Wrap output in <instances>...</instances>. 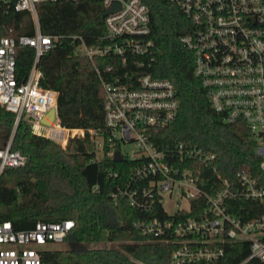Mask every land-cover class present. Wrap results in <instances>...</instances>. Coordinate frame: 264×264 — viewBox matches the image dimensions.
Listing matches in <instances>:
<instances>
[{
  "label": "built area",
  "instance_id": "1",
  "mask_svg": "<svg viewBox=\"0 0 264 264\" xmlns=\"http://www.w3.org/2000/svg\"><path fill=\"white\" fill-rule=\"evenodd\" d=\"M9 8L25 11L33 34L0 35V104L14 111V123L24 118L31 130L66 144L73 130L60 124L58 92L42 87L37 61L59 39L40 30L37 3L43 0H4ZM56 1V0H49ZM78 1V0H66ZM104 7L105 31L95 44L79 34L76 52L95 57L129 53V60L151 54L149 11L143 0H98ZM117 1L118 9L105 14ZM191 23L181 41L192 51L193 71L201 80L211 107L225 121L242 120L264 157V0H170ZM32 46L33 64L27 77L16 78V48ZM143 65V60H136ZM95 66V65H94ZM107 70L110 66L106 67ZM95 69L99 72L97 66ZM128 73L125 72L124 76ZM104 91L106 136L90 135L94 148L113 157L119 150L129 158V183L120 191L129 205L145 213L133 222L141 236L170 246V264H222L225 245L249 242L250 252L238 264L264 261V215L243 219L230 211L239 200L264 201V186L246 171L221 178L216 155L193 143L156 138V132L178 115L179 99L173 82L150 72H129V82L101 78ZM54 108L53 118L48 112ZM45 119L48 124L44 123ZM83 130V129H82ZM83 135V134H82ZM133 144L123 151L122 146ZM27 155L0 148V174L5 167L25 164ZM264 169V160L261 162ZM167 197V199H166ZM170 201L168 210L164 201ZM153 214V215H152ZM72 220L38 221L16 230L9 220L0 222V264H42L41 252L63 243Z\"/></svg>",
  "mask_w": 264,
  "mask_h": 264
},
{
  "label": "trees",
  "instance_id": "2",
  "mask_svg": "<svg viewBox=\"0 0 264 264\" xmlns=\"http://www.w3.org/2000/svg\"><path fill=\"white\" fill-rule=\"evenodd\" d=\"M149 11L151 54H136L129 60L101 56L93 62L76 52L81 35L95 44L104 33V7L98 0H43L37 3L40 30L59 39L37 61L42 87L58 92L59 122L67 128L83 129V135L69 138L65 146L31 130L14 111L0 104V148L10 147L27 155L25 164L5 167L0 174V222L9 220L16 230H27L38 221L72 220L74 226L65 242L80 249H47L42 264H170V246L141 236L133 222L144 217L129 205L120 191L129 183L131 161L115 160L106 154L96 161L90 130L106 136L104 91L101 78L129 82V72H150L171 80L179 99L176 118L155 134L157 139L184 141L216 155L213 176L234 178L246 171L264 186V157L256 152L255 141L242 120L227 122L210 105L204 86L193 71L192 51L181 41L191 23L170 0H143ZM30 15L15 11L0 0V35L33 34ZM16 78L23 81L33 64L32 46H18ZM143 60V65L136 64ZM98 67L99 72L95 69ZM107 66L110 68L107 70ZM127 72L128 75L124 76ZM231 213L249 219L264 215V201L233 202ZM153 215V214H152ZM114 243L112 247L95 246ZM249 242L225 245L222 264H238L248 256ZM249 264H264L251 260Z\"/></svg>",
  "mask_w": 264,
  "mask_h": 264
},
{
  "label": "rangeland",
  "instance_id": "3",
  "mask_svg": "<svg viewBox=\"0 0 264 264\" xmlns=\"http://www.w3.org/2000/svg\"><path fill=\"white\" fill-rule=\"evenodd\" d=\"M84 133V130L82 129H74L73 130V136L75 135H82ZM61 145L65 146L66 144L64 143H60ZM134 145L133 144H125L122 146V150L125 151V150H128L130 147H133ZM96 154L97 155H101V150L100 149H97L96 150ZM167 199V197H166ZM164 206L166 209L168 210H171L172 206L170 204V201H167L165 200L164 201ZM115 244L114 243H99L95 246H98V247H101V246H106V247H112L114 246ZM48 247H50L51 249H68V248H76V249H80L81 247L83 246H76V245H73V244H69L68 242H63V243H60V244H57V243H54V244H50Z\"/></svg>",
  "mask_w": 264,
  "mask_h": 264
},
{
  "label": "water",
  "instance_id": "4",
  "mask_svg": "<svg viewBox=\"0 0 264 264\" xmlns=\"http://www.w3.org/2000/svg\"><path fill=\"white\" fill-rule=\"evenodd\" d=\"M118 7H119V3H118L117 1H115V2L112 4V6H110L109 8H107V9L105 10V14H107V13H109V12H111V11H114V10L118 9ZM54 111H55L54 108H51V109L49 110V112H48V116H49L50 119L53 118ZM42 121H43L44 123L48 124V122H47L44 118L42 119ZM113 158H114L115 160H121V159H123V156H122V154H121V152H120L119 150H116V151L113 153Z\"/></svg>",
  "mask_w": 264,
  "mask_h": 264
}]
</instances>
